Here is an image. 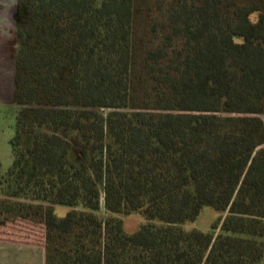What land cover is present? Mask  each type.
Wrapping results in <instances>:
<instances>
[{
	"label": "trees",
	"instance_id": "1",
	"mask_svg": "<svg viewBox=\"0 0 264 264\" xmlns=\"http://www.w3.org/2000/svg\"><path fill=\"white\" fill-rule=\"evenodd\" d=\"M15 48L0 233L44 264L260 263L264 0H17Z\"/></svg>",
	"mask_w": 264,
	"mask_h": 264
},
{
	"label": "rangeland",
	"instance_id": "2",
	"mask_svg": "<svg viewBox=\"0 0 264 264\" xmlns=\"http://www.w3.org/2000/svg\"><path fill=\"white\" fill-rule=\"evenodd\" d=\"M8 3V0H0V14L4 12V5ZM10 18L15 23L17 22V2L10 8ZM15 31L12 33L11 38L0 42V173L5 172L11 163L12 155L10 148V139L14 134L15 128V116L18 109L17 104L14 101V65H15ZM264 119V116H263ZM67 207L63 205H56L54 211L56 215L63 216ZM100 214L103 217L113 216L122 220L123 229L126 232H133L137 227L145 221V219L138 213L132 212L127 215L107 213L102 208ZM225 213H222L223 216ZM219 216V213L211 207H203L199 212L196 219L192 222H186L183 226L196 227L204 232L212 230V224ZM18 222L17 226L19 230H26L27 224L23 219L15 218ZM19 220V221H18ZM14 222V221H13ZM217 229L213 230L214 234L217 233ZM17 236H26L27 233H15ZM8 234L3 229L0 233L2 237H8ZM14 235V236H15ZM259 264H264V257Z\"/></svg>",
	"mask_w": 264,
	"mask_h": 264
},
{
	"label": "crops",
	"instance_id": "3",
	"mask_svg": "<svg viewBox=\"0 0 264 264\" xmlns=\"http://www.w3.org/2000/svg\"><path fill=\"white\" fill-rule=\"evenodd\" d=\"M0 264H44L43 248L33 242L0 236Z\"/></svg>",
	"mask_w": 264,
	"mask_h": 264
},
{
	"label": "clouds",
	"instance_id": "4",
	"mask_svg": "<svg viewBox=\"0 0 264 264\" xmlns=\"http://www.w3.org/2000/svg\"><path fill=\"white\" fill-rule=\"evenodd\" d=\"M17 0H8L4 5V12L0 14V42L10 39L15 31V23L10 18V8L16 4Z\"/></svg>",
	"mask_w": 264,
	"mask_h": 264
}]
</instances>
